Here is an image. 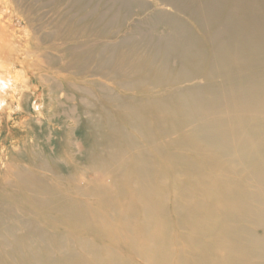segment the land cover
<instances>
[{
  "label": "bare ground",
  "instance_id": "1",
  "mask_svg": "<svg viewBox=\"0 0 264 264\" xmlns=\"http://www.w3.org/2000/svg\"><path fill=\"white\" fill-rule=\"evenodd\" d=\"M220 1L61 74L0 0V264H264V0Z\"/></svg>",
  "mask_w": 264,
  "mask_h": 264
},
{
  "label": "rangeland",
  "instance_id": "2",
  "mask_svg": "<svg viewBox=\"0 0 264 264\" xmlns=\"http://www.w3.org/2000/svg\"><path fill=\"white\" fill-rule=\"evenodd\" d=\"M143 1L150 2L152 0ZM8 2L11 5L10 10L14 21H17L16 24H21L16 29H19V27L27 28V34L30 38L29 54H32V49L37 48L38 51L44 53L45 59L43 61L48 62L43 63L44 66L49 70L57 69L61 74L68 73L63 71L62 66L56 63L60 61L61 53L51 45L53 42L61 45L65 41L62 39L57 40V37H68L66 42L69 43H65L64 46H68L70 52H78L80 62L95 67L99 63L100 56L89 48V44L107 42L108 45H117L122 41H131L134 44L138 43V38H141L142 35L144 40L141 44H146L142 48H149L150 45H154L150 38V32H154L155 26L161 21V18H158L161 17L159 14L164 13L171 16L176 13L179 17L191 23L192 21L186 14L190 13L202 20L206 18L204 14L210 8L212 2V11L219 14L220 18L229 14L230 11L229 6L220 0L215 3L213 0H173L174 9L158 5L150 7L148 10L126 7L119 0H8ZM242 16L247 17V14L244 13ZM86 30H88L87 32L91 30V34L82 37ZM66 33H72L73 36L75 35V39L72 40L70 36H65ZM15 34L16 37L20 36L19 33ZM97 34H101V38H98ZM5 37L7 38V36ZM13 48L11 47L12 51L5 44L0 46V55L7 56L5 57V63H2L4 66H9L15 53L18 54L23 47L14 46ZM23 51L26 54L27 50L25 48H23ZM3 65H0L1 69L5 68ZM1 79L2 77H0V82ZM33 112L35 111L33 110ZM78 121H80L79 118ZM69 123H72V121H69ZM45 131H48V128ZM76 137L79 138L80 135L77 133ZM36 142L42 147L45 145L42 138L36 140Z\"/></svg>",
  "mask_w": 264,
  "mask_h": 264
}]
</instances>
